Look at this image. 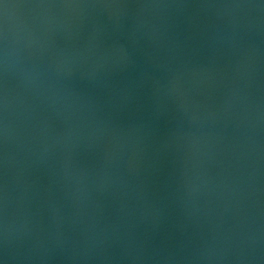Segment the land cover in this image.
I'll list each match as a JSON object with an SVG mask.
<instances>
[{"label":"water","instance_id":"95a60500","mask_svg":"<svg viewBox=\"0 0 264 264\" xmlns=\"http://www.w3.org/2000/svg\"><path fill=\"white\" fill-rule=\"evenodd\" d=\"M0 264H264V0H0Z\"/></svg>","mask_w":264,"mask_h":264}]
</instances>
